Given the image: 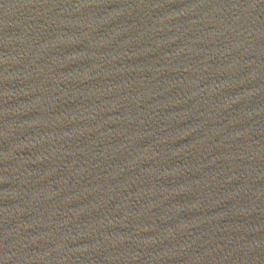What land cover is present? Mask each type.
<instances>
[{"label": "water", "instance_id": "obj_1", "mask_svg": "<svg viewBox=\"0 0 264 264\" xmlns=\"http://www.w3.org/2000/svg\"><path fill=\"white\" fill-rule=\"evenodd\" d=\"M0 264H264V0H0Z\"/></svg>", "mask_w": 264, "mask_h": 264}]
</instances>
